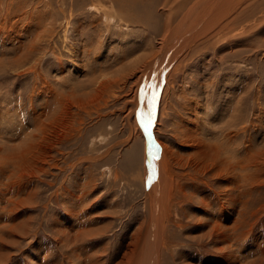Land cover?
Listing matches in <instances>:
<instances>
[{
	"label": "rangeland",
	"instance_id": "1",
	"mask_svg": "<svg viewBox=\"0 0 264 264\" xmlns=\"http://www.w3.org/2000/svg\"><path fill=\"white\" fill-rule=\"evenodd\" d=\"M166 1L0 0V147L5 154L23 149L30 136L37 146L23 188L3 179L15 177L18 163L5 167L0 161V264H37L45 252L55 263L72 264L67 255L73 247L77 254L94 252L102 264H127L126 257H142L150 217L147 139L137 123V98L144 84L146 115L154 106L152 90L164 78L165 55L171 53L154 120L155 136L174 152L169 156V194L161 203L167 216L160 264H213L218 251L212 238H204L207 224L196 223L197 208L224 183L195 170L196 152L182 144L181 126L187 121L200 130L213 128L216 138L208 137L223 143V150L235 145L230 154L238 159L248 146L264 151V0H210L209 9L202 6L199 15L207 16L201 23L204 31L187 47L188 39H182L181 52L176 44L172 50V43L160 48L159 40L197 0ZM107 11L113 14L108 21ZM158 53L161 58L145 74V58ZM101 75L107 83L98 88ZM57 125L68 129L57 134ZM46 126L50 131L44 133ZM237 184L243 188L245 182L238 177ZM247 207L243 227L253 226L262 239L264 187ZM26 221L29 232L24 234ZM74 226L88 234L80 238ZM139 226L145 230L141 238L136 235ZM59 228L78 234L70 247L61 245ZM257 257L251 254L246 262L264 261H254Z\"/></svg>",
	"mask_w": 264,
	"mask_h": 264
},
{
	"label": "bare ground",
	"instance_id": "2",
	"mask_svg": "<svg viewBox=\"0 0 264 264\" xmlns=\"http://www.w3.org/2000/svg\"><path fill=\"white\" fill-rule=\"evenodd\" d=\"M169 1L170 0H167L165 4H167ZM176 1L183 2L185 0H176ZM209 1L210 0H197V2H195V4H193L189 8V10L184 14L183 18L180 19V21L177 23V25L173 29L171 27L170 29H168L166 32H164L162 34V37L159 40V43L162 46L160 48L163 49V47L172 43L173 44L172 50L176 49V47L174 45V44H176V46L178 47L177 51L181 48L178 51V52H181L182 48L184 47V46L180 47L181 44H183L185 42V43H187V44H185V47H187L190 40L193 41L197 36H199V34L204 31L203 30L201 32L200 30H202L201 29L202 28L201 23H203V19L206 16V15H204V16L200 17L199 15L203 14L201 12L202 6H203V8L205 7L207 9H209L207 7V5H209L208 4ZM229 3H231V2L229 1ZM95 5H93L92 7L96 8L97 10L104 9L103 7H99V6L97 8ZM100 5L103 6L102 4H100ZM227 5H228V3H227ZM235 5H237V4H235ZM133 6H135V5H133ZM213 7L209 11H212ZM222 7H223V4H222ZM228 7H229V5H228ZM228 7L226 8L227 10H228ZM110 12L109 11L105 12L106 17H107V21L109 20L108 14ZM218 12H219V10H218ZM204 13H206V11H204ZM207 13H209V12H207ZM111 14H112V12H111ZM212 14L216 15L217 13H215V14L212 13ZM220 14H221V12H219V15L217 14L216 16H220ZM209 15H208V18H210ZM213 15H211V16H213ZM111 18H113V17H111ZM215 18L217 19V17H215V16L213 19L212 18L211 19L215 20ZM211 19H209V20H211ZM189 26H192L193 28L191 27L192 29H189ZM185 37L188 40L183 42L182 39H184ZM178 43H180V45H178ZM189 49H190V47H189ZM159 51H161V56H162V53H163L162 50L159 49ZM177 51L173 54L175 55L177 53ZM153 56H154V54H152V55L150 54V56H147L146 58L144 57L145 58V62H144L145 66H143V67H145V68L143 70L145 71V74H148L150 72V70L152 69V63L155 65L156 60L158 61L161 58L159 53L155 54V56H154L155 59L153 58ZM166 57H167V55H165V61H164L163 66L161 67V74H162V76H164V78H160L159 81L157 82L158 83L157 89H156L157 85L154 87L155 88L154 90L151 89L153 92V96H155V101H154L153 108L149 107L150 103L148 101L149 110L147 108L146 115L144 114V107L147 104V101H146L147 99H144L145 100L144 101L143 100L144 97L142 99H141V97L137 98V105H138L137 111L139 110L137 113L139 116V120L137 122L138 125H140L139 123H140L141 118H143L144 120L148 119V113L149 112H151V121H152L151 127L148 130L149 135L151 137V144H152V155H151V157H149V155H148L149 138H148V136H146V139H147V142H146V145H147V147H146V150H147L146 183L148 185L147 186L148 191H147L146 199H147V206H148L150 218H149V223H148L147 227L145 228L146 229L145 234L147 233V235L144 234L145 230H143L144 227H142V226H139L140 228L137 229L138 232L136 233L138 238H141V236L143 234L146 236L145 240H144V244H143V250L140 253L142 255V257L140 259H137L138 258L137 257L136 261L132 258L130 259V257H126L125 261L127 264H160V249H161V246L163 245V243H165V237H164V234H162V229H164L163 227L166 223L165 215L167 214V212H166V205H164V207H163L161 205V203H162V201L164 202L165 200H167V197L169 194V193L167 194V192H169V191H167L168 190L167 187L169 188V183L171 182V177H172V168L170 167V164H169V156L173 155L174 152L170 148H168L160 139H158L155 136V133H156L155 128L157 125H156V122L154 120H155L156 115L158 113L157 110L159 109L160 96H161L160 93H161V90L163 87L164 79H166L165 74L168 71V66L173 61L172 60V53L168 55V58H166ZM147 61L148 62L150 61V62L146 64ZM134 66L135 65L133 64L132 67H134ZM134 69H137V67L136 68L134 67ZM158 69H160V68L157 67V70H155V71H158ZM140 71H141V69H140ZM141 74H142V72H141ZM102 76L103 75L99 76V80H98L99 82L97 81L98 82V88L104 86L107 83L105 76H103V77ZM157 76H156V78H157ZM138 77H139V75H138ZM141 77H143V76H140V78ZM150 83L152 85V82H150ZM154 84H155V81H154ZM164 84H165V82H164ZM137 87L140 88V85ZM151 90H149V92ZM49 91H53V89L50 87ZM143 94L145 95V93H143ZM137 95H138V93H137ZM146 96H147V98L149 97V95H146ZM150 97H152V96H150ZM135 100H136V98H135ZM63 112H64V115H62V117L64 116L63 118H66L68 111L66 109H64ZM193 115H196V114H193ZM186 122H184V125L181 126L182 127L181 132L183 133V138H184V140H183L184 142L182 144L184 146H186V142H187L188 143L187 146H191L193 151L196 152V157H193V159H192V165L194 166L195 170L199 173L201 172L202 174L210 173L212 175L211 179L216 178V179L221 180L222 183H224V186L221 187V191L219 193H213L214 195H211L210 197H206V198L203 197L201 202L199 201V205L197 208V213H198L199 219H196L197 220L196 223L200 227H202L201 223L207 224L208 231L204 235V238L207 237V240L209 238H212L211 242H213L214 246H216L215 249L218 251V252H216V254H214L216 256H215V260H214L213 264H264V261H261L259 263H251L249 261L246 262V260L251 256V254H254V253L258 254V257L254 261H256L257 259H263L264 260V256H262V254H261V252L264 254V232L262 233V236H263L262 239L259 238V235H257V234L255 236L254 227L251 226V228L249 230H246L245 227H243L244 221L242 220L243 215L245 214L246 210L249 209V207H247V206H249V203L252 201V195L254 193H256V190L260 191L261 187L262 188L264 187V177H263L264 176V151L256 152L255 150L252 149V147L248 146L247 148H245V150L243 149L245 151V155L243 156V158L238 159V158H236V155L230 154L231 152L233 153L234 150H232L231 152H230V150L235 149V148H233L235 145L233 146V144L231 143L232 144L230 146L231 148L229 147L227 150H223L222 149V148H224V147H222V146H224L223 143H221L219 141L220 143L215 144V139L211 140V138L215 137L218 134V133L216 134V132L213 128L211 129V128L207 127V128H203L202 130H200L199 125H186ZM191 122H193V120H191ZM67 129H68V125H57L55 128V131L57 134H60V133L66 132ZM44 130H45L44 133L49 132L50 127L46 126L44 128ZM228 131H230V130H228ZM239 131H240V129H239ZM219 132H220V130H219ZM209 135H211V138L208 137ZM237 135H238V133H237ZM42 138H44V136H42ZM213 140H214V142H213ZM217 140H218V138H217ZM225 141L227 142L226 138H225ZM225 141H223V142H225ZM230 142H233V141H230ZM22 146H23V149H12L11 152H9V153L7 152V154H5L6 150L3 149L2 147H0V161H2L4 163L5 167H9L11 165L14 166V164L18 163L16 165V168L18 167L17 168L18 173L15 175V177H12V175H9L8 177H4L3 179L5 180L6 183H7V181H9L8 184H12V185L17 184L18 187H20V188H23V186L21 185L23 179L26 178V180H28V177L25 176L24 172L26 173V171L29 170V169H27L28 165L31 168L30 156L33 152H35V155H36L35 149L37 150V146H36L34 136H30L27 143L25 145H22ZM227 146H228V144H227ZM244 146H245V144H244ZM219 150H223V151H219ZM40 151H41V149H40ZM31 164H33V162ZM237 169H239L240 171ZM235 171H239L241 177L238 176V174L236 175ZM238 177H239V179H242V181L245 182V185L243 188H240L241 186L239 187L238 184L236 185ZM239 183H240V180H239ZM255 183H257V184H255ZM248 184L250 186H247ZM17 192H19V191L17 190ZM244 198H247V199H244ZM19 200L20 199L18 198V201ZM25 200H26V198L24 199V201ZM15 206H16V209H18L17 205H15ZM245 207H247V208L244 209V211H241ZM71 210H73V209H71ZM75 210L73 211V213L75 212ZM81 212H83V211H81ZM77 213H79V212H77ZM77 213H74V214H77ZM71 215L73 216V214H71ZM186 216H188V218H189L188 212L186 213ZM59 220H60V218H59ZM27 221L25 222L24 226L21 227V228H24L23 229L24 234H26V232H29L30 222H27ZM75 221L76 220H74V222ZM56 224H57V221H56ZM63 226H64V223H63ZM70 227L68 226L69 229H71ZM13 228H15V230L16 229L21 230L20 228L12 227L11 228L12 231H13ZM69 229L59 228L57 230L58 233L61 235L60 242L62 243L61 245H63V246L70 247L71 242H73L72 244H74V240H75L74 236L76 237V234H77V233H74L75 235L73 236L72 232H74V231H76L80 234V238H82L83 236H86L88 234V231H80L79 230L80 231L79 232L78 228H77V230H75V226H74V231L70 232ZM72 229H73V227H72ZM79 229H81V228H79ZM258 232H260V230ZM71 234L73 237L70 236ZM244 234H246V237L244 239V243L240 244L239 242L242 240V235H244ZM248 235H252L255 237H253L252 240L250 241L248 238ZM77 236H78V234H77ZM76 241H77V239H76ZM134 242L137 243V239H135ZM134 246H136V245H134ZM64 250H67V248ZM70 250H71V248H70ZM75 251L76 250H74V247H73L72 252L70 251L71 252L70 254L67 253V254H69V256L67 255V257H68L67 259H69V261H71L72 264H102L100 256L97 254H94V252L89 253L88 251H85V252L83 251V253L81 252V253L77 254L78 252L76 253ZM45 253L43 255H41L43 259H41V260L37 259L38 260L36 262L37 264H59L58 262L55 263L56 261L49 260L48 255ZM45 256H47V257H45ZM42 260H44V261H42ZM207 264H209V262H207Z\"/></svg>",
	"mask_w": 264,
	"mask_h": 264
},
{
	"label": "snow or ice",
	"instance_id": "3",
	"mask_svg": "<svg viewBox=\"0 0 264 264\" xmlns=\"http://www.w3.org/2000/svg\"><path fill=\"white\" fill-rule=\"evenodd\" d=\"M143 88L144 86H141V90H140V95H141V99L143 98ZM153 101H155V96H153ZM139 111V110H138ZM151 112L148 113V119L144 120L143 118L140 119V124L142 127L143 132L146 134V136H148L149 138V144H148V155L149 157H151L152 155V144H151V137L149 135V128L151 127Z\"/></svg>",
	"mask_w": 264,
	"mask_h": 264
}]
</instances>
